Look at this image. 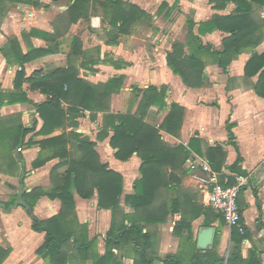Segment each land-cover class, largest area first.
I'll return each mask as SVG.
<instances>
[{"label":"crops","instance_id":"0c3cea01","mask_svg":"<svg viewBox=\"0 0 264 264\" xmlns=\"http://www.w3.org/2000/svg\"><path fill=\"white\" fill-rule=\"evenodd\" d=\"M35 1L36 5L0 0V201L7 203L13 196L18 199L21 184L26 192L36 187L50 190L51 172L60 159L53 158L35 169L33 162L41 151L37 142L69 132L72 127L60 126L49 135L41 132L44 120L37 105L46 102L48 95L33 87L27 78L36 71L49 76L71 63L80 78L93 84L122 77L120 91L107 99L110 113L130 108L137 111L140 98L134 97L135 87H165V108L151 106L146 121L159 127L170 113L171 104H179L185 109L182 127L178 135L162 130L164 140L172 146H186L188 157L210 161L221 181L235 179L236 175L246 177L238 197L246 237L240 239L239 230L227 226L216 211L209 214V175L190 170L186 161H175L174 168H166L170 188L163 187L155 201L156 207L168 203L167 219L154 224L142 221L141 236L121 231L122 225L131 226L125 215L135 214L126 196L134 193L142 160L137 154L126 161L117 159L110 145L113 132L100 136L105 112H96V119H92L91 111L85 110L74 130L96 142L101 162L122 174L120 207L115 211L102 208L97 193L92 198L76 193L78 223L87 226L86 233L82 229L81 233L89 241L96 239L95 245L88 256L66 243L64 250H72L73 255L53 259L38 255L46 233L32 229L33 217L24 207L8 212L0 207V249H10L2 264H97V257L106 253L104 264H264V3L253 4L248 24L243 26V37L226 45L232 35L230 26L237 24L224 19L236 10L233 1L126 0L150 15L134 22L129 33H120L112 26L103 0H93L89 16L76 23L70 21L67 12L69 0ZM214 18L213 25L199 30L201 23ZM190 21L196 24L191 35ZM177 41L185 46L190 59L184 64L188 83L168 66L167 55ZM34 49L52 53L26 62V78L16 87L15 79L22 69L19 59ZM224 62H228L226 66ZM12 98L30 102L8 104ZM62 107L66 109L68 104L63 102ZM21 123L27 132L23 131L20 145L11 151L12 137L8 135ZM69 147L78 152L71 143ZM13 156L19 161V169ZM234 164L242 174L231 169ZM67 168H61L59 173ZM61 208L59 199L45 195L34 206V216L46 220L59 214ZM195 210L200 213L193 218ZM208 221H212L210 225ZM73 226L80 230L79 225ZM206 226L216 228L210 249L198 245L200 229Z\"/></svg>","mask_w":264,"mask_h":264},{"label":"trees","instance_id":"16d2710c","mask_svg":"<svg viewBox=\"0 0 264 264\" xmlns=\"http://www.w3.org/2000/svg\"><path fill=\"white\" fill-rule=\"evenodd\" d=\"M13 1L18 3L27 2L32 5L37 4L35 0ZM92 1L69 0L71 3L67 12L70 21L76 23L81 18H87ZM230 1L235 2L237 8L232 15L224 19L237 24L230 26L232 35L228 37L226 45H229V43L231 45L234 39L243 37V30H246L243 26L248 24L247 19L250 16L253 4L264 3V0H224L225 3ZM103 7L105 15H111L112 26L120 33H129L131 25L140 17L146 16L148 18L150 16L138 5L126 0H103ZM216 18L210 22L201 23L199 30L201 31L207 25H213ZM195 25L194 21L189 22L190 35L193 34ZM214 27L212 26V28ZM2 51L6 58H9L8 52L5 49H2ZM33 52L36 54H32ZM51 53L52 51L49 50L34 49L28 55H22L19 59L22 69L18 71L15 86L20 87L21 81L26 78L24 70L26 62ZM189 60L185 53V46L179 41L175 42L173 51L167 55L168 66L174 73L180 75L186 83H188V73L184 64ZM228 62H224V66ZM78 73V70L70 63L69 67L57 69L49 76H44L41 71H36L31 77L27 78L33 87L41 88L48 95L46 102L37 105L41 118L44 120L41 132L44 135H49L60 126L72 127L69 132H63L60 135L37 142L41 147V151L38 158L33 162L35 169L45 165L53 158H59L60 162L52 169V186L50 190L36 187L31 192L24 193V197L32 208H34L39 198L45 195L51 199H59L62 204L60 213L49 219L40 220L33 217L32 229L46 233L44 243L37 249L38 255L44 258L51 257L53 259L55 256L65 255V257H68L71 254L73 255L72 250L69 253L64 250L66 243L76 246L79 254L90 256L96 239L89 241L88 237L85 235L84 238V234L81 233V229L85 231L87 226L78 223L76 193L82 198H92L97 193L99 206L102 208H110L115 211L120 207L124 184L122 174L110 169L108 164L101 162L100 155L96 150V142L74 130L79 127L78 119L82 117L85 110L91 111L92 119H96V112H105L100 136H109L110 132H113L110 145L116 150L115 157L117 159L126 161L137 154L142 160L140 178L134 183V193L126 196V203L135 209V214L134 216L125 215V218H128L131 222V226L122 225L121 231L125 230L127 233L139 236L143 234L142 221L154 224L164 222L167 219L169 214L168 211L166 212L168 203L163 202L159 206H155L156 198L161 195L162 188L165 186L170 188L166 168L168 166L174 168L175 161L184 164L189 158V151L186 146L183 144L172 146L164 140L161 134V131L164 130L170 134L178 135L185 114V109L182 106L172 103L170 113L159 127L146 121L147 112L151 106L165 108V87L159 89L156 86H151L146 90L135 87L133 90L134 97L136 100L140 98L137 111L133 112L130 108L126 112L110 113L106 109L107 99L112 93L120 91L123 82L122 77L115 78L106 84H93L80 78ZM18 102L30 101L25 98H12L7 101L8 104ZM63 102L68 104L66 109L62 107ZM2 104L3 102L0 101V107ZM24 130L26 133L27 128L21 123L17 130L9 133L8 136L12 137L11 151L20 145ZM70 143L76 147L78 152H73L70 149ZM12 161L16 169H19L17 158L14 157ZM238 161H241V157ZM63 167L68 168L64 173H59V170ZM231 169L242 174L237 164H234ZM228 182L232 184L235 179L230 178ZM15 200L16 197L13 196L9 202L5 203L6 207L9 208ZM0 203L3 202L0 201ZM199 213L200 210H195V217L193 218H196ZM211 222L208 221L207 224L210 225ZM74 223L79 225L78 229L80 230L74 228ZM112 233L113 230L108 235V243L111 242L109 238L112 237ZM238 233L240 239L246 237V229L243 234ZM9 252L10 249H0V264ZM106 254L105 256H107ZM105 256H98L96 263L104 264ZM59 264H64V262Z\"/></svg>","mask_w":264,"mask_h":264},{"label":"built area","instance_id":"2783aa9c","mask_svg":"<svg viewBox=\"0 0 264 264\" xmlns=\"http://www.w3.org/2000/svg\"><path fill=\"white\" fill-rule=\"evenodd\" d=\"M187 167L192 171L201 170L209 175L207 204L224 219L227 226L237 228L241 234L245 232L242 213L238 205V197L247 179L236 175L235 182L221 181L219 173L212 168L210 161L203 157L191 156L186 160Z\"/></svg>","mask_w":264,"mask_h":264},{"label":"water","instance_id":"95a60500","mask_svg":"<svg viewBox=\"0 0 264 264\" xmlns=\"http://www.w3.org/2000/svg\"><path fill=\"white\" fill-rule=\"evenodd\" d=\"M23 165L24 162L22 161ZM25 174V169L22 170V175L21 177L23 178ZM26 192L24 184H21V195L18 199L15 200L13 204L9 206V208L6 207L5 203H0V207L3 208L4 211H11L12 209H15L19 206H22L26 209V211L32 216H34V210L28 203V201L23 197L24 193ZM215 236H216V228L214 226H206L202 227L199 232V237H198V245L202 249H207V248H213V244L215 241Z\"/></svg>","mask_w":264,"mask_h":264},{"label":"rangeland","instance_id":"374dc122","mask_svg":"<svg viewBox=\"0 0 264 264\" xmlns=\"http://www.w3.org/2000/svg\"><path fill=\"white\" fill-rule=\"evenodd\" d=\"M207 210H208L209 214H211L212 212L216 213L215 209L213 207H211V206H209Z\"/></svg>","mask_w":264,"mask_h":264}]
</instances>
